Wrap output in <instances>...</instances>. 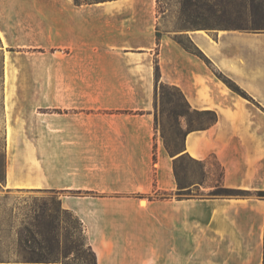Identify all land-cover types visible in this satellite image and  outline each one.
<instances>
[{
	"label": "crops",
	"instance_id": "obj_1",
	"mask_svg": "<svg viewBox=\"0 0 264 264\" xmlns=\"http://www.w3.org/2000/svg\"><path fill=\"white\" fill-rule=\"evenodd\" d=\"M67 2L73 7L50 9L51 28L64 16L69 46L95 49L94 62L120 65L118 76L144 88L112 89L121 97L113 106L118 112L81 111L74 125L80 153L59 151L57 104L37 110V155L23 152L16 164L7 155L3 186L59 193L61 207L79 218L96 264H263L264 198L171 194L174 156L155 138L153 111L156 61L160 79L177 86L191 108L217 114L215 122L187 131L182 153L205 167L213 157L227 187L264 190V29L158 30L157 0ZM176 34L187 36L209 63ZM91 134L104 139L103 151L86 148ZM155 192L169 196L149 197Z\"/></svg>",
	"mask_w": 264,
	"mask_h": 264
},
{
	"label": "rangeland",
	"instance_id": "obj_2",
	"mask_svg": "<svg viewBox=\"0 0 264 264\" xmlns=\"http://www.w3.org/2000/svg\"><path fill=\"white\" fill-rule=\"evenodd\" d=\"M67 1L0 0V146L5 167L7 155L13 156L15 164L23 152L37 155V110L49 111L51 103H56L52 108L58 112L62 132L59 151L80 153L83 146L74 125L80 123L81 111L118 112L113 106L121 97L111 95L112 89L144 88L139 81L118 76L120 65L94 62L90 54L95 49L69 46L64 16L59 15L57 27L51 28L50 9L55 5L58 9L73 7ZM204 1L187 3L180 13V0H158V30L252 27L247 14L227 8L213 15ZM162 91L165 94L154 110L158 118L155 138L175 157L183 150L188 126L205 124L209 118L191 112L179 118L178 126L169 108L172 104L166 101L175 91ZM105 144L103 138L91 134L86 148L103 151ZM175 168L181 182L191 185L188 191L171 193L174 196L220 195L213 189L222 183L221 165L213 157L205 167V163L182 155L175 160ZM3 184L0 181V262L91 264L93 255L83 226L72 211L60 207L59 193L11 190ZM165 196L164 192L149 194L158 199Z\"/></svg>",
	"mask_w": 264,
	"mask_h": 264
},
{
	"label": "trees",
	"instance_id": "obj_3",
	"mask_svg": "<svg viewBox=\"0 0 264 264\" xmlns=\"http://www.w3.org/2000/svg\"><path fill=\"white\" fill-rule=\"evenodd\" d=\"M73 1L75 4H80L83 2L87 3V2L97 1V0H73ZM198 1L199 0H180V4H181L180 13H183L184 6H186L187 3H191V4L196 5ZM157 2H158V0H157ZM204 4L213 12L212 13L213 15H215L219 12L225 11L227 8L233 9L234 11H237V12H242L244 14H247L252 19V27H245V28L264 29V0H240V1H236V0H205ZM196 29H198V28H196ZM201 29H212V27L205 26V27H202ZM158 35L159 34L157 33V37H158ZM176 35H183V34H176ZM176 35L174 36V39L178 43H180L185 49H187L188 51H190V52H192L198 56H200L201 58H204L207 61V63H209V60L203 55L201 50L187 36L184 35L186 37V39H183V38L177 37ZM215 74L227 86H229L230 88H232L236 91H240L242 93L241 89L230 78L226 77L223 73H221L219 71H215ZM164 88L173 89L175 91L174 97H173V94H171V95L169 94L168 100H166V101L168 103L172 104L169 108H170L172 115L176 119V123L178 126L180 125L179 118L182 116H186L191 112L198 114V115H201V116H207L209 118V121H207V123H205V124L199 125L197 127L188 126V128L184 132L183 139H184V136L187 133V131L192 130V129H202L205 126L216 121L217 114L215 111H213V110H196V109L191 108V106L189 105V103L185 99L182 91L177 86L171 85V84H168V83L162 81L160 79L158 64L155 61V65H154V110L156 109L157 102H158L159 98H163V95L165 94L162 91V89H164ZM153 113H154V127L156 128L158 118H157L156 112L153 111ZM183 150H184V147H183ZM183 150L180 151L178 154H176V156L173 159V169H174V174H175V178H176V182H177V188L175 190L176 194H180L183 191L190 190V185H191V184L185 185L181 182V180L178 176V173L176 171V168H175V160H177L182 155H187V154L182 153ZM153 159L156 160V148L155 147L153 149ZM191 159H193V158H191ZM193 160L197 161V162L204 163L203 161H199V160H195V159H193ZM4 174H5V164H4V158H3V154L1 152V146H0V181L3 180ZM222 176H223V169L221 167V177ZM213 192L215 194H220L217 196H244V195L255 194L258 197L264 198V190H257L255 192H251V191L245 190V189L227 187L223 183H221L220 186H215V188L213 189ZM164 193L167 195L165 197H168V193H166V192H164ZM177 197L178 198H185V197H181V196H177ZM59 203H60V200H59ZM60 207H61V204H60ZM62 209L67 210L64 208H62ZM68 211H70V210H68ZM91 251H92V255H93V260H92L91 264H96L95 253L93 252L92 249H91ZM263 264H264V260H263Z\"/></svg>",
	"mask_w": 264,
	"mask_h": 264
}]
</instances>
